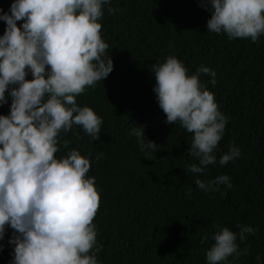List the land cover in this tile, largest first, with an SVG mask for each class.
<instances>
[{
	"label": "trees",
	"instance_id": "1",
	"mask_svg": "<svg viewBox=\"0 0 264 264\" xmlns=\"http://www.w3.org/2000/svg\"><path fill=\"white\" fill-rule=\"evenodd\" d=\"M13 2L0 0V9L9 12ZM102 11L100 35L109 45L113 70L76 97L79 106L102 118L100 139L73 125L60 133L55 154L59 159L76 149L90 159L87 176L95 177L100 195L93 220L94 247L102 246L98 264H208L214 224L237 233L239 251L247 249L220 264H264V34L253 42L208 32L211 12L201 0H108ZM5 28L0 20V37ZM168 55L181 61L189 76L201 66L216 74L215 86L208 74L199 79L227 123L213 152L216 163L201 173L187 170L199 166L189 151L193 134L179 121L166 123L153 90L152 66ZM26 79H33L30 72ZM5 95L0 115L10 113L11 97ZM133 128H144L146 139L158 146L153 154L141 151L130 135ZM231 147L241 155L221 165ZM220 175L229 177L231 188L221 184L205 191L196 184ZM238 224L253 227L254 234L241 242ZM13 232L6 225L0 264L13 259L14 245L8 243Z\"/></svg>",
	"mask_w": 264,
	"mask_h": 264
},
{
	"label": "clouds",
	"instance_id": "2",
	"mask_svg": "<svg viewBox=\"0 0 264 264\" xmlns=\"http://www.w3.org/2000/svg\"><path fill=\"white\" fill-rule=\"evenodd\" d=\"M107 2L14 0L9 12L0 9V20L6 22L0 37V105L8 102L6 92L12 101L10 113L0 115V240L10 226L14 230L8 241L14 245L10 264H98L96 254L102 246L94 247L93 220L100 195L95 177L87 176L90 159L76 149L59 159L55 154L60 133L71 131L73 125L81 126L93 140L100 139L102 118L92 108L79 106L76 97L113 70L98 22ZM201 6L211 12L208 32L223 31L232 39L250 37L253 42L264 34V0H201ZM17 21L23 23L18 26ZM29 72L31 80L26 79ZM152 72L166 123L179 121L193 134L189 151L199 158V166L193 163L187 170L201 173L216 163L213 152L227 123L213 93L199 79L201 73L208 74L215 86L216 74L201 66L189 76L173 55L153 64ZM130 135L136 136L141 151L157 150L144 128H133ZM68 143L64 141L63 147ZM240 155L239 148L231 147L219 163L226 165ZM196 184L205 191H217L221 184L232 187L227 175L208 183L197 179ZM213 227L208 264L247 252L239 251L237 233ZM237 227L241 242L255 231L247 225Z\"/></svg>",
	"mask_w": 264,
	"mask_h": 264
}]
</instances>
